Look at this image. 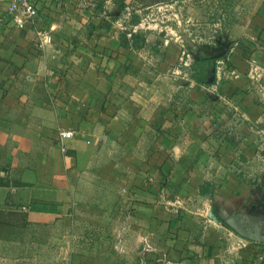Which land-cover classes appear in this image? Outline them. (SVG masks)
<instances>
[{
  "label": "crops",
  "instance_id": "1",
  "mask_svg": "<svg viewBox=\"0 0 264 264\" xmlns=\"http://www.w3.org/2000/svg\"><path fill=\"white\" fill-rule=\"evenodd\" d=\"M35 2L0 0V264H264V0L207 84L158 0Z\"/></svg>",
  "mask_w": 264,
  "mask_h": 264
},
{
  "label": "rangeland",
  "instance_id": "2",
  "mask_svg": "<svg viewBox=\"0 0 264 264\" xmlns=\"http://www.w3.org/2000/svg\"><path fill=\"white\" fill-rule=\"evenodd\" d=\"M263 0H158V10L145 11L143 20L147 25L153 27L157 24V30L163 29L162 33L170 36L182 44L181 56L185 52L189 55V66L193 67L196 59H206V48L219 49L228 44L233 36L235 25L243 24L251 15L252 7H258ZM140 21V22H141ZM129 28L127 31H132ZM146 29V27H145ZM145 29H138L137 34L142 38ZM142 32V33H141ZM136 35V34H133ZM213 50V51H215ZM204 53V54H203ZM212 64L208 68V73H212L216 68L218 58H209ZM183 63V62H181ZM180 64V63H179ZM221 66V64H217ZM185 67V66H184ZM179 76L180 83L186 86L190 82V75ZM211 76V77H212ZM184 77V78H181ZM98 236V235H97ZM96 236V237H97ZM94 235L84 238V244L89 247V243L96 240ZM106 235H101L97 239L101 243ZM115 243H121L122 237L110 236ZM84 261L89 259L90 253H83Z\"/></svg>",
  "mask_w": 264,
  "mask_h": 264
},
{
  "label": "built area",
  "instance_id": "3",
  "mask_svg": "<svg viewBox=\"0 0 264 264\" xmlns=\"http://www.w3.org/2000/svg\"><path fill=\"white\" fill-rule=\"evenodd\" d=\"M10 11L18 20V24L23 26L25 23H34L39 18V10L36 6L35 0H10ZM51 42V39H49ZM189 55L184 52L181 58V65L189 66ZM72 133L62 132L61 138L67 139L72 137ZM65 151V149H63Z\"/></svg>",
  "mask_w": 264,
  "mask_h": 264
},
{
  "label": "trees",
  "instance_id": "4",
  "mask_svg": "<svg viewBox=\"0 0 264 264\" xmlns=\"http://www.w3.org/2000/svg\"><path fill=\"white\" fill-rule=\"evenodd\" d=\"M212 62L213 61H211V59H202L200 61H196L193 66L194 73L192 75V78L198 83L207 84L208 80L212 76V73H208V68L210 67ZM0 183L2 184L1 181Z\"/></svg>",
  "mask_w": 264,
  "mask_h": 264
}]
</instances>
